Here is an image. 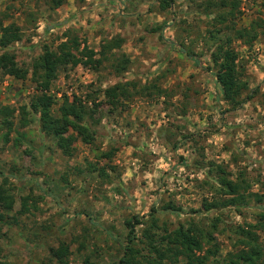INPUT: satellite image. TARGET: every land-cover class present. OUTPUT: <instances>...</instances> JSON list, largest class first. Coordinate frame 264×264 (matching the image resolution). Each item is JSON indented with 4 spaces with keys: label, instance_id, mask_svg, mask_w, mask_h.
<instances>
[{
    "label": "rangeland",
    "instance_id": "374dc122",
    "mask_svg": "<svg viewBox=\"0 0 264 264\" xmlns=\"http://www.w3.org/2000/svg\"><path fill=\"white\" fill-rule=\"evenodd\" d=\"M53 1L0 0L4 23L23 27L8 53L29 73L0 72V191L12 204L1 210L0 264H62L53 252L64 248L63 264H122L135 217L136 264H188L185 256L161 262L148 247L147 235L161 240L180 228L204 235L198 257L217 251L205 264H230L264 214V0ZM238 30L250 35L241 40ZM74 39L103 62L59 69L48 92L53 113L65 100L103 104L84 122L95 143L77 138L67 157L31 108L41 94L33 71L47 50ZM114 40L120 47L103 52ZM223 46L238 57L243 90L233 103L215 76ZM116 85L126 96L115 106L105 91ZM222 177L245 187L247 201L206 210L231 197ZM254 231L264 254V230Z\"/></svg>",
    "mask_w": 264,
    "mask_h": 264
},
{
    "label": "trees",
    "instance_id": "16d2710c",
    "mask_svg": "<svg viewBox=\"0 0 264 264\" xmlns=\"http://www.w3.org/2000/svg\"><path fill=\"white\" fill-rule=\"evenodd\" d=\"M56 8H59L64 4V0H54ZM167 3L168 2H164ZM4 17V20L1 18ZM10 19L7 12L0 13V49L5 50L0 56V72L5 75L14 77L18 80H23L27 78L28 71L22 69L14 55L8 53V49L11 45L20 42L23 37V27L12 22L10 24H5V20ZM222 22V19L219 18ZM264 22V21H263ZM264 26V24H263ZM238 38L244 39L250 35V32H245L244 30H238ZM246 33V34H245ZM256 38V35L253 39ZM120 40L110 41L107 49L114 50L120 47ZM81 42L79 39H74L73 41H67L63 43L58 52L46 51L42 55L34 66L33 77L36 78L38 87L40 88L41 94L37 95L32 102V110L40 114V121L42 130L48 135L56 137V146L61 152L67 156H73V145L77 138H80L85 144L93 145L95 143V136L91 129L84 125V122L88 118L94 120V114L97 112L98 108L103 103L96 104V109H85L82 105L79 107L76 105L75 101L72 103L65 100V103L60 107V116H56L53 113V107L55 105V98L48 94L51 84L58 77V71L61 67L78 66L79 64H84L88 67H93L98 69L103 60L96 59V52L90 49L86 44L83 45L81 49ZM237 54L236 52L227 47H221L217 54H215V64L217 67L216 79L218 85L221 87L224 98L228 102H235L237 98L241 95L243 86L240 83L239 71L237 64ZM123 70L124 68L121 67ZM119 70V71H121ZM107 101L111 105H118L120 103V97L126 96V90L123 86L116 85L115 87L109 88L105 91ZM9 129H12L13 123L11 121L6 122ZM74 130L77 137L69 135L70 130ZM8 137L5 140L8 142ZM105 158H111L112 153H103ZM222 174L225 171L222 167H218ZM105 170L100 169L101 176L105 175ZM222 185L221 191L225 194L230 195L229 199L225 200H215L213 202L207 201L205 204L206 210L224 207V206H235L239 207L247 201L246 193L243 192L245 187L240 183L233 181L227 177H222L220 180ZM257 202L263 200V196L258 194L252 195ZM11 203H9L6 197L3 195V191H0V225L6 222L7 215H4L1 210H10ZM127 227L129 229L128 241L129 246L127 247V255L121 259L122 264H136L135 261V228L137 225L141 224V221L135 217L133 221H128ZM254 229L264 230V214L260 215L259 222L256 225L250 226V229L244 230L245 239L242 242V248L238 251L235 258L231 259L230 264H263L264 254L259 247V235ZM209 237V238H208ZM206 237L209 241L212 240L211 235ZM211 238V239H210ZM148 247L154 253H157L160 261L164 259L171 260L172 258H177L178 256H185L188 264H205L209 259L208 254L215 255L217 251L208 250L205 257H198L197 254L203 251L204 235L196 230H185L180 228L176 232L164 236L161 240L156 239L153 235H147ZM165 240L167 244H163ZM131 245V246H130ZM67 249L60 251H54V257L61 260V263H65ZM88 263V262H87Z\"/></svg>",
    "mask_w": 264,
    "mask_h": 264
}]
</instances>
